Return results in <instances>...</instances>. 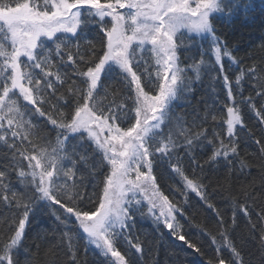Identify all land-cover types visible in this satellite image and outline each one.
<instances>
[{
    "label": "snow or ice",
    "instance_id": "snow-or-ice-1",
    "mask_svg": "<svg viewBox=\"0 0 264 264\" xmlns=\"http://www.w3.org/2000/svg\"><path fill=\"white\" fill-rule=\"evenodd\" d=\"M250 6L246 0H0V228L7 233L0 232V264H19L30 214L41 206L65 229L59 245H51H66L65 264H80L81 238L85 251L98 250L107 264H139L117 248L122 241L143 253L133 234L137 215L199 253L178 218H186L190 193L216 213L224 241L207 264H245L206 194L208 177L196 152L211 147L204 163L223 167L226 180L251 167L238 157L237 126H244L242 106L264 125V68L253 63L230 79L224 59L237 67L240 61L213 23L214 14L230 19L238 10L247 19ZM93 28L96 38L89 40ZM196 38L209 47L201 44V58L185 56L184 63L181 53ZM209 54L214 59L204 58ZM204 75L213 83L212 102L191 118L176 111L178 102H191L193 84ZM221 77L227 104L215 87ZM246 77L255 95H244ZM218 102L226 119L216 114ZM255 143L264 189V141ZM165 160L178 178L168 194L154 175ZM254 188L242 185L244 202L228 199L233 225L243 213L264 259V208L254 222ZM48 236L38 232L34 242ZM223 248L230 257L219 255ZM24 252V264H40L29 248Z\"/></svg>",
    "mask_w": 264,
    "mask_h": 264
},
{
    "label": "trees",
    "instance_id": "trees-1",
    "mask_svg": "<svg viewBox=\"0 0 264 264\" xmlns=\"http://www.w3.org/2000/svg\"><path fill=\"white\" fill-rule=\"evenodd\" d=\"M251 6L248 9L247 19L244 18L241 11H237L230 19L227 17L221 18L219 15H214L213 23L217 28V34L226 41L227 47L233 50V55L240 61L239 67L224 59V66L226 69L230 68L228 75L234 81V77L238 74L240 68H248L253 63L258 64L260 68H264V0H246ZM87 39L92 40L96 38V30L93 28L87 34ZM195 38V37H194ZM197 39V44L187 53H181V59L184 63H189L190 59H184L185 56L200 59L199 50L200 45L208 48V42ZM206 60L214 59L209 54L204 57ZM191 75V73H189ZM213 87L212 81L208 75H204L202 81L193 84V92L190 96V103L185 104L178 102L176 104V111H186L191 118V114L196 107H199L200 112L203 113L205 102H212ZM217 91L220 92V101L225 104L229 103L226 99V91L222 88V77L220 82L215 85ZM255 95L251 90L250 78L244 81V95ZM203 98V99H201ZM239 101V96H237ZM259 100L257 107H259ZM216 114L218 117L226 119V108L223 104H219ZM241 114L243 120V127H237L238 143V157L243 158L250 168L245 169L243 173L234 174L230 180L224 177L225 170L218 165H208L204 162L207 156L211 153V147L207 151L197 150L196 158L199 163L204 165V173L208 177L203 183L208 185L207 195H210L211 202L219 209L220 215L223 216L226 226L228 227V238L241 251L245 264H264V259H261V252L259 250L258 241L250 238L247 228V218L243 213H238L235 224L232 223L231 203L228 198H235L238 202H244L242 185L249 187L255 184L252 193V199L255 201L252 209V220L256 221L255 212L260 208H264V189L260 185V165L262 163L259 157V145L255 143L256 139L264 141V125L258 123L255 114L248 110L247 107H241ZM217 127L221 130L222 125L219 123ZM226 131V130H225ZM249 133L252 135L250 136ZM209 134H211V124H209ZM183 165L189 174L192 173L193 168L189 164L187 158L183 160ZM219 167V171L215 169ZM196 174H200V170L196 169ZM154 175L157 182L168 194V187L177 182V177L171 171V168L165 160L163 163H158L154 169ZM18 187V186H17ZM86 191L91 192L92 188L89 186ZM190 198L185 205V217H178L183 225V232L186 234L191 242L196 243L201 251L198 253L193 249H189L183 242L172 237L169 230L164 229L161 225V230L157 231L151 218L140 217L137 215L134 236H138L143 246V253L137 254L134 249L129 250L128 246L122 241L117 244L118 250L126 256V259L138 260L139 264H207L211 258L217 256V247L223 246V238L219 234L217 226L216 213L207 207L204 201H201L195 193L189 194ZM176 199H183L177 196ZM248 203H252L249 200ZM4 211H7L5 209ZM47 230L49 236L45 240H36L34 238L38 232L43 234ZM65 231L55 217L51 215L50 209L46 206L37 207L32 214H30L29 222L26 226L25 236L22 247L19 248L17 259L19 264H24L25 252L24 248H29L32 254H35L36 260L40 264H65L67 260L66 245L61 247H51V245H59L60 235ZM0 232L6 233V229L0 228ZM259 232L256 233L258 237ZM216 237V243L213 244L212 238ZM39 244V249L36 248ZM78 260L80 264H107L105 259L100 256L98 250L89 247L85 251V241L81 238L78 242ZM131 253V255L129 254ZM142 255V259H140ZM219 255L223 258L231 256V252L227 248H223Z\"/></svg>",
    "mask_w": 264,
    "mask_h": 264
}]
</instances>
